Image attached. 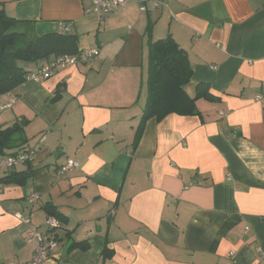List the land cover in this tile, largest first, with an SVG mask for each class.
<instances>
[{
  "label": "crops",
  "instance_id": "crops-1",
  "mask_svg": "<svg viewBox=\"0 0 264 264\" xmlns=\"http://www.w3.org/2000/svg\"><path fill=\"white\" fill-rule=\"evenodd\" d=\"M0 2L29 35L69 32L79 48L99 49L93 66L0 95L2 129L24 124L0 156L35 148L15 168L31 171L24 184L0 181V264L33 258L27 224L46 230L45 206L60 227L42 264H264V103L254 100L264 91V0H168L144 11L127 0L104 18L84 12L90 0ZM148 26L152 40L171 35L185 50L186 91L203 82L212 99L198 98L194 116L149 118L137 136ZM68 157L79 167L60 173ZM83 241L87 249L69 248Z\"/></svg>",
  "mask_w": 264,
  "mask_h": 264
},
{
  "label": "trees",
  "instance_id": "trees-1",
  "mask_svg": "<svg viewBox=\"0 0 264 264\" xmlns=\"http://www.w3.org/2000/svg\"><path fill=\"white\" fill-rule=\"evenodd\" d=\"M19 21L21 20L6 14L0 2V95L13 90L26 79L25 75L29 73L25 69L26 63L39 61L45 63L56 56L76 54L79 49V39L74 33L48 32L37 36L29 35L17 25ZM150 29V26L146 28L148 36L144 81L146 98L137 136H140L144 121L149 118L161 120L172 113L194 116L198 114L195 107L198 98L212 99L211 94H208L207 84L203 82L196 85L194 95L186 91V85L192 76V68L185 50L171 35L152 40ZM23 126V123H17L15 126L2 129L0 125V154L15 148L16 145H13L12 141L21 135ZM18 145L16 151L25 150L26 147L22 144ZM29 171L10 170L0 178V181L22 185L28 179L31 172ZM44 208L47 216L59 219V212L54 206ZM75 247L84 250L87 249V244L84 241L74 242L69 248Z\"/></svg>",
  "mask_w": 264,
  "mask_h": 264
},
{
  "label": "built area",
  "instance_id": "built-area-1",
  "mask_svg": "<svg viewBox=\"0 0 264 264\" xmlns=\"http://www.w3.org/2000/svg\"><path fill=\"white\" fill-rule=\"evenodd\" d=\"M168 0H136L140 11L146 10V3L150 2L154 8L166 4ZM127 4V0H90L87 7L84 8L86 14H95L99 18H104L116 14L122 7ZM65 30L68 28L65 26ZM99 55V49L94 48H79L76 54H64L56 56L51 60L45 62L36 71L25 75L26 79L42 80L50 77L57 69L68 65L85 64L93 66L95 60ZM210 68L215 70V65H210ZM254 100L262 101L264 103V91L255 95ZM15 103V98L11 99L4 107H11ZM35 148L26 147L25 150H19L15 153L0 156V171L5 173L13 170L16 166L24 163H29L33 159ZM79 167V163L73 158H67L59 172L71 170ZM38 199L37 193L30 194L29 202H34ZM45 224L47 229L40 230L37 226L30 223L27 224L26 239L34 246L33 258L25 262H8L5 264H42L43 261L53 255L58 241L55 235L57 227H60L59 221L53 216H46ZM264 258V255H263Z\"/></svg>",
  "mask_w": 264,
  "mask_h": 264
},
{
  "label": "rangeland",
  "instance_id": "rangeland-1",
  "mask_svg": "<svg viewBox=\"0 0 264 264\" xmlns=\"http://www.w3.org/2000/svg\"><path fill=\"white\" fill-rule=\"evenodd\" d=\"M190 90V87L188 88V91Z\"/></svg>",
  "mask_w": 264,
  "mask_h": 264
}]
</instances>
